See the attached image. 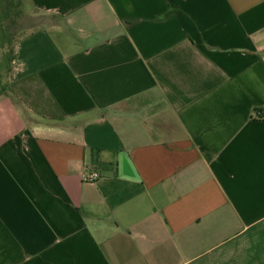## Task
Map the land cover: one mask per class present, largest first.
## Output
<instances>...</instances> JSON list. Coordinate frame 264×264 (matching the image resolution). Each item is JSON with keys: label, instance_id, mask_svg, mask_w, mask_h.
Returning a JSON list of instances; mask_svg holds the SVG:
<instances>
[{"label": "crops", "instance_id": "1", "mask_svg": "<svg viewBox=\"0 0 264 264\" xmlns=\"http://www.w3.org/2000/svg\"><path fill=\"white\" fill-rule=\"evenodd\" d=\"M21 1L0 264H264V0Z\"/></svg>", "mask_w": 264, "mask_h": 264}, {"label": "rangeland", "instance_id": "2", "mask_svg": "<svg viewBox=\"0 0 264 264\" xmlns=\"http://www.w3.org/2000/svg\"><path fill=\"white\" fill-rule=\"evenodd\" d=\"M26 11L21 0H0V48H2L0 70L3 72L7 69V55L11 42L22 30L30 26L31 18L25 14ZM25 26L27 28L22 29Z\"/></svg>", "mask_w": 264, "mask_h": 264}, {"label": "built area", "instance_id": "3", "mask_svg": "<svg viewBox=\"0 0 264 264\" xmlns=\"http://www.w3.org/2000/svg\"><path fill=\"white\" fill-rule=\"evenodd\" d=\"M101 178V173L97 170H91L87 168L83 173H82V180L85 182H90L94 183L98 181Z\"/></svg>", "mask_w": 264, "mask_h": 264}, {"label": "trees", "instance_id": "4", "mask_svg": "<svg viewBox=\"0 0 264 264\" xmlns=\"http://www.w3.org/2000/svg\"><path fill=\"white\" fill-rule=\"evenodd\" d=\"M12 43V42H11ZM11 55H12V48H9V52L7 55V60H8V68H11ZM6 88L5 84L3 85V90Z\"/></svg>", "mask_w": 264, "mask_h": 264}]
</instances>
